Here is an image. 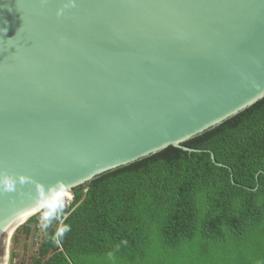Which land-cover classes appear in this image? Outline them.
Returning <instances> with one entry per match:
<instances>
[{
    "label": "water",
    "instance_id": "95a60500",
    "mask_svg": "<svg viewBox=\"0 0 264 264\" xmlns=\"http://www.w3.org/2000/svg\"><path fill=\"white\" fill-rule=\"evenodd\" d=\"M263 97L264 0H0V264L77 186Z\"/></svg>",
    "mask_w": 264,
    "mask_h": 264
},
{
    "label": "trees",
    "instance_id": "16d2710c",
    "mask_svg": "<svg viewBox=\"0 0 264 264\" xmlns=\"http://www.w3.org/2000/svg\"><path fill=\"white\" fill-rule=\"evenodd\" d=\"M8 264H264V97L32 215Z\"/></svg>",
    "mask_w": 264,
    "mask_h": 264
},
{
    "label": "clouds",
    "instance_id": "9594fccd",
    "mask_svg": "<svg viewBox=\"0 0 264 264\" xmlns=\"http://www.w3.org/2000/svg\"><path fill=\"white\" fill-rule=\"evenodd\" d=\"M9 188H11V184H8L7 185ZM62 200H65L66 201V203L64 204V205H69L71 202H72V200H73V196H72V198H71V200H67V199H65V198H63V199H60V200H57V201H55V202H59L60 204H61V201ZM52 204V203H51ZM50 205V204H49ZM47 207V206H46Z\"/></svg>",
    "mask_w": 264,
    "mask_h": 264
},
{
    "label": "built area",
    "instance_id": "2783aa9c",
    "mask_svg": "<svg viewBox=\"0 0 264 264\" xmlns=\"http://www.w3.org/2000/svg\"><path fill=\"white\" fill-rule=\"evenodd\" d=\"M65 203H66V201H65V200H62V201H61V204H63V205H64Z\"/></svg>",
    "mask_w": 264,
    "mask_h": 264
},
{
    "label": "rangeland",
    "instance_id": "374dc122",
    "mask_svg": "<svg viewBox=\"0 0 264 264\" xmlns=\"http://www.w3.org/2000/svg\"><path fill=\"white\" fill-rule=\"evenodd\" d=\"M21 236H22V238H21V239H22V240H24V235H21ZM20 251H21V247H20Z\"/></svg>",
    "mask_w": 264,
    "mask_h": 264
}]
</instances>
